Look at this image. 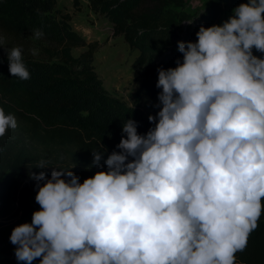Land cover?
<instances>
[{
    "label": "clouds",
    "instance_id": "obj_1",
    "mask_svg": "<svg viewBox=\"0 0 264 264\" xmlns=\"http://www.w3.org/2000/svg\"><path fill=\"white\" fill-rule=\"evenodd\" d=\"M262 14L264 0H247L195 43L178 41L182 62L157 68L154 127L139 135L125 121L106 170L83 183L71 170L30 174L41 210L11 231L17 262L236 264L264 212ZM7 60L11 76L30 79L21 48ZM16 128L0 107V137ZM103 154L92 152L97 169Z\"/></svg>",
    "mask_w": 264,
    "mask_h": 264
},
{
    "label": "trees",
    "instance_id": "obj_2",
    "mask_svg": "<svg viewBox=\"0 0 264 264\" xmlns=\"http://www.w3.org/2000/svg\"><path fill=\"white\" fill-rule=\"evenodd\" d=\"M241 3L247 0H212L191 18L185 0H86L87 8L110 24L114 37L137 52L131 68L141 79L139 93L149 97L161 91L157 68L182 62L177 42L195 43L201 26L221 25ZM73 7L79 10V0ZM70 23L71 16L55 0H0V107L17 120V128L0 137V264H23L15 259L9 237L41 210L31 173L44 171L50 178L52 169L71 170L83 183L106 170L107 156L119 151L125 121H136L139 135L152 128L139 96L128 105L104 88L93 64L97 43H87ZM35 29L43 31L42 38H33ZM15 47L22 50L29 80L9 73L7 54ZM76 49L82 51L73 55ZM253 55L264 54L253 49ZM96 151L104 152L100 169L92 165ZM41 161L47 168H37ZM236 264H264V212L246 249L236 253Z\"/></svg>",
    "mask_w": 264,
    "mask_h": 264
},
{
    "label": "rangeland",
    "instance_id": "obj_3",
    "mask_svg": "<svg viewBox=\"0 0 264 264\" xmlns=\"http://www.w3.org/2000/svg\"><path fill=\"white\" fill-rule=\"evenodd\" d=\"M57 7L71 16V28L87 43H97L94 53V68L105 89L114 92L126 104L135 96L141 98L144 117L155 116L160 110L155 107L157 97L139 93L141 79L131 68L137 52L130 51L121 37H114L111 26L103 18L93 14L86 5V0H79V10L73 7V0H55ZM212 0H185L184 11L191 18L209 7ZM82 49L73 51L77 55ZM148 120V119H147ZM154 127V124L151 125Z\"/></svg>",
    "mask_w": 264,
    "mask_h": 264
}]
</instances>
